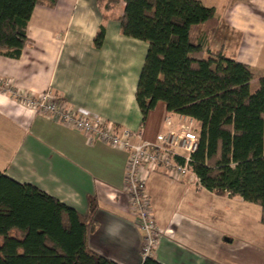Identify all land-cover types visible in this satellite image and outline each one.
<instances>
[{"label": "crops", "instance_id": "crops-1", "mask_svg": "<svg viewBox=\"0 0 264 264\" xmlns=\"http://www.w3.org/2000/svg\"><path fill=\"white\" fill-rule=\"evenodd\" d=\"M199 1L222 18L215 50L224 48L225 55L260 69L264 0ZM124 8L123 0L37 5L21 56L0 55V77L36 95L51 90L73 107L157 141L168 121L177 126L182 115L159 101L142 122L136 93L149 43L124 35ZM102 28L105 36L97 46ZM127 161L124 150L90 145L83 132L0 92V172L37 185L82 215L96 200L89 247L120 264H142L143 233L124 187ZM146 189L162 230L154 257L163 264H242L238 241L264 231L259 205L218 195L191 176L175 178L158 168Z\"/></svg>", "mask_w": 264, "mask_h": 264}, {"label": "trees", "instance_id": "trees-1", "mask_svg": "<svg viewBox=\"0 0 264 264\" xmlns=\"http://www.w3.org/2000/svg\"><path fill=\"white\" fill-rule=\"evenodd\" d=\"M124 35L149 43L137 87L145 123L159 101L197 124L191 168L202 187L261 206L264 224V75L215 50L221 15L199 0H123ZM0 0V55L19 58L39 4ZM104 28L95 39L101 46ZM178 162L183 163L181 158ZM88 215L31 183L0 172V264H120L89 247ZM142 264H163L154 256ZM264 264V263H263Z\"/></svg>", "mask_w": 264, "mask_h": 264}, {"label": "built area", "instance_id": "built-area-1", "mask_svg": "<svg viewBox=\"0 0 264 264\" xmlns=\"http://www.w3.org/2000/svg\"><path fill=\"white\" fill-rule=\"evenodd\" d=\"M0 92L10 94L37 113L83 132L90 145L102 142L127 152L124 187L136 214L137 225L143 233L142 257L154 256L162 230L147 195V182L153 171L164 168L175 178L192 174L200 183L191 168L192 156L198 149V135L192 128L193 119L182 115L177 126L169 120V128L152 142L143 139L140 133L71 106L51 90L36 95L18 90L11 79L0 77ZM178 157L183 163L178 162Z\"/></svg>", "mask_w": 264, "mask_h": 264}, {"label": "rangeland", "instance_id": "rangeland-1", "mask_svg": "<svg viewBox=\"0 0 264 264\" xmlns=\"http://www.w3.org/2000/svg\"><path fill=\"white\" fill-rule=\"evenodd\" d=\"M255 68L256 67L254 66L253 71L255 72L256 77L252 81V84H251L252 88L254 89L259 86L258 79L261 75H263L261 71L264 70V56H263V65L260 67V69H255ZM192 128L196 130L197 124L195 122L193 123ZM191 179L194 180V182H196L197 184H199V181L192 174H191ZM225 196H228V195H225ZM260 209H261V218H262L263 210L262 208ZM238 245L244 249V256H243L242 264H262V262L264 263V231L263 232L260 231L258 237H252L249 239L245 237V238L240 239V241H238ZM253 258H255L257 262L251 261Z\"/></svg>", "mask_w": 264, "mask_h": 264}]
</instances>
